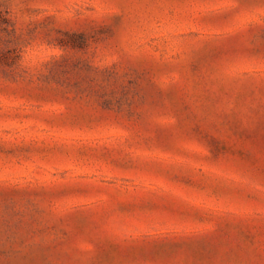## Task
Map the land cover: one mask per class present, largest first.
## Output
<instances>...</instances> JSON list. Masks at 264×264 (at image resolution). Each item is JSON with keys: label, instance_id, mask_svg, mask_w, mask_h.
Returning <instances> with one entry per match:
<instances>
[{"label": "rangeland", "instance_id": "374dc122", "mask_svg": "<svg viewBox=\"0 0 264 264\" xmlns=\"http://www.w3.org/2000/svg\"><path fill=\"white\" fill-rule=\"evenodd\" d=\"M0 264H264V0H0Z\"/></svg>", "mask_w": 264, "mask_h": 264}]
</instances>
